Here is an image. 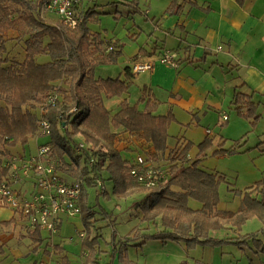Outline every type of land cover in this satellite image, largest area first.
<instances>
[{"label": "trees", "instance_id": "16d2710c", "mask_svg": "<svg viewBox=\"0 0 264 264\" xmlns=\"http://www.w3.org/2000/svg\"><path fill=\"white\" fill-rule=\"evenodd\" d=\"M42 3L43 0H0V181L7 175L3 157L8 159L17 154V147L24 149L35 138L38 145H49L60 179L81 183L80 216L83 233L87 235L82 241V251L85 256L88 254L83 264H88V257L95 252L98 236H88L92 213L87 211L82 216L81 200L85 187H96L103 173H107V179L113 184L112 192L118 197L144 193L135 211L145 222L159 219L164 229L144 239L185 241L211 247L224 243L240 246L251 240L256 254L264 255L259 232L241 235L242 228L251 219L264 224V181H257L242 191L228 189L240 199L239 207L236 211L218 210L219 188L225 183V177L203 170L201 159L189 158L193 148L196 156L206 155L208 151L212 156L242 154L248 151L243 149L246 141H233L229 146L222 137L206 136L198 144L178 141L174 148L168 149V129L175 117L171 110L166 115H156L159 102L146 88L141 90V97L134 104L124 99L114 112L107 110L103 104L105 98L128 93L132 85L130 67L123 70L124 80L97 78L95 68L115 63L122 54L120 46L112 40L105 42L100 34L90 33L88 24L95 22L98 15L93 9L82 13L76 27L70 28L61 21L53 25L41 19ZM123 4L136 6V2ZM181 8L177 0H171L165 14H178ZM11 32L22 41L24 57L21 62L6 57V43ZM105 44L111 47L107 53ZM145 54L141 49L139 58ZM39 56L48 57V61L38 63ZM137 61L138 57L130 60L132 64L140 63ZM242 87L243 84L234 91L233 111L254 126L260 118L258 103L241 91ZM51 97H56L53 106L48 104ZM42 119L51 125L45 136L38 132ZM125 135L136 138L138 144L118 149L116 141H121ZM260 136L263 140L257 147L264 154V149L260 150L264 145V133ZM39 138L44 140L39 143ZM76 138L84 144L79 153L76 152L79 144ZM145 145L152 148L151 153L144 152ZM123 151H141L145 161L161 162L164 179L152 188L142 186L130 174L135 167L133 158H124ZM66 157L71 162H67ZM191 200L198 203L199 208L190 207ZM14 223L20 224L22 238L28 237L33 250L37 251L44 242L42 233L29 231L21 215L1 225ZM217 230L231 231L237 236L223 240L211 238L210 233ZM2 252L0 247V254ZM53 252L59 255V264H69L67 257L62 256V248L55 246Z\"/></svg>", "mask_w": 264, "mask_h": 264}, {"label": "crops", "instance_id": "0c3cea01", "mask_svg": "<svg viewBox=\"0 0 264 264\" xmlns=\"http://www.w3.org/2000/svg\"><path fill=\"white\" fill-rule=\"evenodd\" d=\"M177 1L182 8L175 15L165 14L171 0H81L77 13L81 20V14L88 9H93L95 12L102 10L98 12L94 24L98 25V28L91 30L89 23V31L91 34H100L105 42L110 40L117 42L122 54L114 64L96 67L95 71L98 78L104 79L116 75L117 78L124 80L123 70L127 66L130 67L132 85L128 93L121 97L122 100L128 101L130 90L134 86L139 92L138 101L141 90L146 88L159 102L156 115H166L171 110L176 122L179 116L184 114L185 117L190 118L187 126L205 125L202 140L206 136L222 137L213 136L211 126H224L228 123L229 117L224 109L228 106L229 110H233L231 101L238 86L243 84L241 91L251 95L255 103H259L264 97V0ZM128 2H136V6L129 7L123 4ZM45 15L48 14L41 11L40 18L45 22L55 25L59 21L52 22ZM105 46L106 44L104 45L106 52ZM141 49H144L146 54L139 58ZM166 53L173 55L176 68L159 62L160 57ZM136 57H138L137 62L152 63L153 69L133 73V64L130 60ZM142 106L140 105L139 108L142 109ZM159 109L161 111L158 113ZM224 116L226 120L223 119ZM134 139L133 142L123 139L116 141L117 148L118 144L123 142L128 147L130 145L134 147V144H138L136 138ZM178 141L180 143L189 141L194 144L187 139L177 138L176 143ZM144 147L146 150L144 152H152L150 146ZM0 209L5 211L0 215V226L16 232L15 238L18 241L29 239L22 238L24 233L20 224L1 225L18 216L7 207L0 206ZM75 219L67 218V221L76 223L74 226L79 229L77 234L82 233L81 217ZM261 225L262 228L257 232H259V240L264 243V224ZM60 227L61 223L53 237L58 234ZM40 232L44 241H48L47 233ZM228 232L233 234L230 237L237 236L231 231ZM7 233L13 236L12 233ZM226 237L229 236L226 234ZM69 241L71 242L72 239ZM50 243L52 251L49 255L45 253L48 252L46 248L44 250L49 257L52 256L55 246L60 247ZM4 245L5 242L0 240L2 249ZM224 245L236 246L239 254L231 253L232 249L228 248L230 253H222L223 260L220 264H264V255L256 254L251 240L240 246L230 243ZM245 247L252 252L251 256H248ZM62 250L64 256V249ZM14 254L22 257L19 250L14 251ZM49 261L50 259L46 258L43 262L47 264Z\"/></svg>", "mask_w": 264, "mask_h": 264}, {"label": "rangeland", "instance_id": "374dc122", "mask_svg": "<svg viewBox=\"0 0 264 264\" xmlns=\"http://www.w3.org/2000/svg\"><path fill=\"white\" fill-rule=\"evenodd\" d=\"M96 9V8H95ZM105 8H103L104 10ZM101 12L102 10H97ZM46 18L52 22L57 21V17L52 14L45 15ZM95 22L89 24L91 30L98 28ZM17 34L11 32L8 35L10 39L6 43L7 55L9 60L21 62L24 57V50L22 47V41L16 39ZM38 63H45L48 61V57L39 56L36 58ZM114 64V63H113ZM112 65V64H110ZM100 66H97L98 68ZM95 77L98 75L95 71ZM108 77V76H107ZM116 75H110V79H116ZM107 79V78H104ZM139 97V92L136 87H132L130 90V96L128 101L134 104ZM122 98L104 99L103 104L107 110L114 112L118 103ZM161 111V109L158 110ZM224 112L227 113L229 121L224 126H211L214 135H221L227 140V145L233 143V141L239 140L240 142L246 141L243 149H248L247 152L242 154H235L231 156H212L210 151L206 155L196 156V149L193 148L189 157L192 159H201L200 167L208 172H216L221 176H224L226 181L221 184L219 188L220 202L218 210L223 211H236L239 207V198L234 195L233 192L228 189L244 190L257 181H264V154H260L257 144L263 140L260 135L264 133V97L260 100L257 107V113L260 115L259 120L254 126L250 124L248 120L241 119L236 116L233 110H229L226 106ZM214 117L216 115L214 114ZM202 120V118H200ZM190 118L185 117L184 114L179 116L178 121L172 123L168 129L167 147L172 148L176 144V139H187L199 143L204 136V124L198 126L189 123ZM44 139L38 140L42 141ZM78 141V138H76ZM37 139L31 140L27 145L17 147L16 151L19 154L28 157L33 155L36 151ZM230 146V145H229ZM127 144L123 142L118 144V148H126ZM264 149V145L260 147V150ZM0 150L2 147L0 146ZM14 151V152H16ZM77 152V151H76ZM78 153V152H77ZM126 153V152H125ZM122 153L124 158L133 159L137 153L130 154ZM140 154V153H139ZM3 157L2 162H4ZM67 162H71L69 157H66ZM161 166L162 163L155 165ZM80 166L83 162L80 161ZM162 168V167H161ZM107 173L102 174V180H99L96 187H85L83 192V198L81 200L82 216L87 211L92 213V219L89 224V238L98 236L95 244V252L91 253L88 257V264H220L223 259L221 255L230 253L228 248H231L232 252L239 254V250L236 246H219L211 247L207 245L191 244L185 241L174 242L168 240L163 242L161 240L144 239V236H152L159 232H163L164 229L160 224V220L155 222H145L141 220V214L135 211L137 204L141 203L144 198V193L137 192L126 197H118L112 192L113 184L107 179ZM102 181V182H101ZM189 206L192 208H199V204L190 201ZM0 209V215L5 211ZM81 217V216H79ZM77 217L75 220L79 219ZM74 225L76 223H69L66 217L61 218V227L58 234L44 241L42 245L34 251V246L29 239L22 241L16 240V232H11V229L0 226L1 241L5 242L3 252L0 254V264H46L44 259H50L47 264H59L57 253L52 254L51 257L44 253V250L48 252L52 251L51 243L59 245L64 249V254L67 257L69 264H83L87 260L82 251V241L86 239V233H83V237H79L78 230ZM263 225L257 219H251L248 221L242 229L241 235L251 234L259 231ZM2 231L4 233H2ZM30 231V230H29ZM10 232L13 234H8ZM233 236V234L225 231H212L210 233L211 238L223 240L225 235ZM8 237V238H7ZM85 238V239H84ZM69 239H72L70 242ZM2 247V246H0ZM19 250L22 253V257H17L14 251ZM248 256L252 255V252L245 247ZM86 251V250H84ZM231 255V254H229ZM58 260V261H57Z\"/></svg>", "mask_w": 264, "mask_h": 264}, {"label": "built area", "instance_id": "2783aa9c", "mask_svg": "<svg viewBox=\"0 0 264 264\" xmlns=\"http://www.w3.org/2000/svg\"><path fill=\"white\" fill-rule=\"evenodd\" d=\"M80 1L43 0L42 12L55 15L59 21L74 28L80 21L77 13ZM105 48L106 52L111 50L109 46ZM159 62L176 68L173 55L170 53L161 56ZM152 69V63H136L132 66L133 73ZM55 99L56 97H51L48 104L53 106ZM223 119L226 120V117L224 116ZM50 128V123L42 119L38 132L41 136H45ZM121 139L128 142L135 140L128 135L122 136ZM36 145L33 155L25 157L17 153L4 160L3 168L7 175L0 181V206L9 208L16 216H23L29 230L44 231L49 238H52L59 229L62 217L73 219L80 216L81 183L62 181L51 155V147ZM82 149L84 144L79 143L76 151L79 153ZM138 152L140 154L137 153L133 159L135 167L130 174L142 186L155 187L158 181L164 179L165 172L163 168L155 165V161H145V155L141 151ZM78 235L80 238L83 237L82 233Z\"/></svg>", "mask_w": 264, "mask_h": 264}]
</instances>
